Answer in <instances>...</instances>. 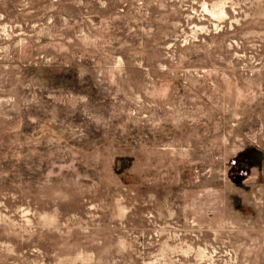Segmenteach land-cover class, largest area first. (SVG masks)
Returning a JSON list of instances; mask_svg holds the SVG:
<instances>
[{
	"label": "rangeland",
	"instance_id": "rangeland-1",
	"mask_svg": "<svg viewBox=\"0 0 264 264\" xmlns=\"http://www.w3.org/2000/svg\"><path fill=\"white\" fill-rule=\"evenodd\" d=\"M0 264H264V0H0Z\"/></svg>",
	"mask_w": 264,
	"mask_h": 264
}]
</instances>
